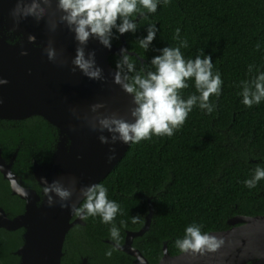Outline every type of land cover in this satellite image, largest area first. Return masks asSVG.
<instances>
[{
    "label": "trees",
    "instance_id": "1",
    "mask_svg": "<svg viewBox=\"0 0 264 264\" xmlns=\"http://www.w3.org/2000/svg\"><path fill=\"white\" fill-rule=\"evenodd\" d=\"M137 18V31L125 37L129 51L136 53L130 58L138 71L154 70L150 61L160 54L158 50L178 45L174 37L179 28L180 39L189 45L181 49L185 59L210 55L213 72L218 71L223 80L221 95L210 97L215 106L211 114L194 107L172 137L153 136L131 144L99 183L108 189V198L120 205L121 213L115 219L120 244L128 230L144 225L151 198V226L134 239V245L154 264L163 256L165 243L171 254L180 253L175 241L183 238L190 224L209 233L229 228L233 216L264 214V180L252 189L244 184L258 166L264 168V101L251 108L244 106L238 86L250 79V64L255 65L254 73L264 72V0H169L167 5L160 3L155 13ZM150 24H155L158 32L145 50L139 39L147 35ZM121 42V36L112 41L115 45ZM119 58L115 53L109 56L115 68ZM188 84L181 92L185 99L198 95L194 81ZM58 138L56 126L39 115L0 119L3 155L9 158L18 150L13 170L35 187L32 159L49 161ZM0 206L9 216L24 209V200L12 193L1 172ZM137 215L140 220L133 223L132 217ZM111 226L96 216L72 227L65 239L62 264H80L83 257L91 264H135L133 256L118 248L111 257L105 254L114 248L106 241L112 240ZM22 243V229L0 227V264H16L20 260L16 250Z\"/></svg>",
    "mask_w": 264,
    "mask_h": 264
},
{
    "label": "water",
    "instance_id": "2",
    "mask_svg": "<svg viewBox=\"0 0 264 264\" xmlns=\"http://www.w3.org/2000/svg\"><path fill=\"white\" fill-rule=\"evenodd\" d=\"M14 7L15 0H0V78L8 80L7 84L0 85V119L17 120L39 115L59 130V142L51 162L35 164L34 175L42 186L45 184L41 177H47L49 182L63 179L67 183L68 178L75 176L79 185L99 184L125 156L131 144L117 143L114 146L115 159L109 162L111 145L101 143L100 133L92 131L88 125V118L94 115L90 106L102 102L107 108L100 109L101 112L126 114L131 96L112 83L111 73L116 68L110 63L109 56L119 54L121 48L127 49L131 55L136 53L129 51L125 34L121 35L120 45L112 43L111 50L95 39L90 40L87 50H96L97 63L107 78L104 82L90 80L78 69L75 73L71 71L77 43L64 25L50 33L46 20L37 23L29 17L15 32H9L13 27L10 11ZM30 34L36 37L34 44L28 42ZM50 38L54 39L61 58L67 60L65 65L49 61L44 48ZM22 46L28 50L27 56L20 55ZM71 109L76 110V116ZM14 158L7 162L0 147V171L10 182L12 193L26 200L25 211L14 217L0 206L1 228L25 229L23 243L16 250L20 258L16 264H61L67 233L84 221L79 217L72 220L74 214L61 208L59 203L50 207L47 195L40 203V194L24 186L13 171ZM153 215L149 198V213L144 226L127 231L125 242L118 248L135 256L138 264H150L133 242L149 230ZM228 224L227 229L209 232L225 238V245L219 253L198 258L182 253L173 255L165 243L163 256L155 264H264V259L260 258L264 256V214L236 215L228 220ZM82 264H88L87 259Z\"/></svg>",
    "mask_w": 264,
    "mask_h": 264
},
{
    "label": "clouds",
    "instance_id": "3",
    "mask_svg": "<svg viewBox=\"0 0 264 264\" xmlns=\"http://www.w3.org/2000/svg\"><path fill=\"white\" fill-rule=\"evenodd\" d=\"M160 3L167 5L169 0H15V7L10 11L13 27L9 28V32H15L20 23L29 17L37 23L46 20L50 33H55L61 24L64 25L77 43L71 71L75 73L78 69L88 79L104 82L107 78L104 69L97 63L96 50H87L89 41L95 39L111 50L114 38L119 39L128 32L135 33L138 29L136 18L155 13ZM157 32L156 25L150 24L147 35L139 39V46L148 50ZM179 33L177 28L174 38L179 43L176 47L165 46L158 50L159 55L151 59L154 70L141 68L138 71L128 50L120 49L116 70L111 76L112 83L131 96L127 112L123 116L116 111L101 112L100 109L107 108L101 102L90 106L94 115L88 118L91 130L100 133L98 138L101 143L111 145L109 162L115 159L114 146L117 143H139L151 140L153 136L172 137L184 126L194 107L207 110L209 114L214 111L210 97L221 95V74L213 72L210 55L185 59L181 49L189 45L186 39H180ZM35 41V35L30 34L28 42L34 44ZM54 43V39L50 38L44 51L49 61L65 65L67 60L61 58L62 54L58 53ZM256 48L259 50L260 44ZM20 55H28L23 46ZM254 68L255 65L248 66L250 79L242 80L238 85L241 102L249 108L264 101V72L257 70L254 73ZM189 80L194 81L198 95L191 94L185 99L181 92L189 87ZM7 83V79L0 78V85ZM71 112L76 116L75 109ZM261 180H264V168L258 166L244 184L252 189ZM41 181L45 184L50 207L59 203L61 208L70 210L81 220L99 216L104 224L112 225L109 234L115 245L105 253L111 257L113 250L120 245V229L116 227L115 219L121 209L117 202L108 198V189L103 184L79 185L75 176L68 178L67 183L63 179L49 182L47 177H41ZM139 220L138 215L132 217L133 223ZM225 242L224 237L202 232L201 226L193 223L186 227L183 238L175 241V247L182 254L198 258L219 253ZM260 258L264 259V256Z\"/></svg>",
    "mask_w": 264,
    "mask_h": 264
},
{
    "label": "flooded vegetation",
    "instance_id": "4",
    "mask_svg": "<svg viewBox=\"0 0 264 264\" xmlns=\"http://www.w3.org/2000/svg\"><path fill=\"white\" fill-rule=\"evenodd\" d=\"M35 116V115H34ZM32 117V116H31ZM29 118V117H28ZM44 118V117H43ZM27 119V118H26ZM10 120H15V119H10ZM17 120H21V119H17ZM50 123V122H49ZM53 125V124H52ZM57 128V127H56ZM58 135H59V130H58ZM58 142H59V138H58ZM58 142H57V144H56V147H55V150H54V152H53V155H54V153H55V151H56V148H57V146H58ZM1 147V146H0ZM45 147V144H43V148ZM1 151H2V148H1ZM17 154H18V150H16V151H14V153L12 154V156H10L9 158H6L4 155H3V152H2V156L5 158V160L7 161V162H9L13 157H15L14 158V161H13V165H12V169H13V167H14V164H15V161H16V158H17ZM53 155H52V157H53ZM52 157H51V159L49 160V161H45V160H42V161H39V160H37L36 158H33L32 159V163H33V169H32V175H33V177H34V180H35V182H36V184L38 185L37 187H35V186H32V185H30V184H28V183H26V181L22 178V176H20L19 174H17L14 170V172L19 176V178H20V180H21V182H22V184L24 185V186H26V187H29V188H33V189H35L39 194H40V196H41V201H40V203H42L43 201H44V199H45V196H46V193H45V187L44 186H42L39 182H38V180L36 179V177H35V175H34V169H35V164L36 163H38V164H40V165H45V164H49L50 162H51V160H52ZM1 172V171H0ZM9 184H10V182H9ZM10 188H11V186H10ZM11 191H12V189H11ZM19 196V195H18ZM24 200V199H23ZM25 205H26V200H24V209H23V211L22 212H20V213H23L24 211H25ZM1 207H3V206H1ZM7 212V211H6ZM20 213H18V214H20ZM18 214H16V215H18ZM16 215H14V216H16ZM14 216H10V217H14ZM147 216V215H146ZM146 216H145V220H146ZM76 217H78V216H76V215H74V217L72 218V220H74ZM84 221V220H83ZM77 224H85V221H84V223H77ZM76 224V225H77ZM145 224V223H144ZM75 226V225H74ZM73 226V227H74ZM144 226V225H143ZM142 226V227H143ZM19 229H22L23 230V233H24V228H19ZM70 231V230H69ZM129 231V230H128ZM68 234V233H67ZM126 235H127V232H126ZM67 236V235H66ZM125 239H126V236H125ZM106 241L107 242H109V243H112L113 245H114V241H112V240H109V239H106ZM124 242H125V240H124ZM123 242V243H124ZM122 243V244H123ZM133 245H134V242H133ZM135 246V245H134ZM136 247V246H135ZM136 248H138V247H136ZM139 249V248H138ZM120 250V249H119ZM126 253V252H125ZM143 253V252H142ZM128 254V253H127ZM144 254V253H143ZM129 255H131V254H129ZM64 256V255H63ZM131 256H133V255H131ZM134 257V263L135 264H138V259L135 257V256H133ZM63 258V257H62ZM162 258V257H161ZM20 259V258H19ZM84 259H87V262H88V264H91L90 262H89V259H88V257H83L82 258V260H81V262H80V264H82V262H83V260ZM149 260V259H148ZM150 262V261H149ZM157 263V262H156ZM61 264H62V261H61ZM150 264H152V263H150ZM155 264V263H154Z\"/></svg>",
    "mask_w": 264,
    "mask_h": 264
}]
</instances>
